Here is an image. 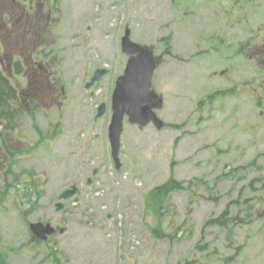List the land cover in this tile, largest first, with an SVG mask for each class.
Here are the masks:
<instances>
[{
  "label": "rangeland",
  "instance_id": "rangeland-1",
  "mask_svg": "<svg viewBox=\"0 0 264 264\" xmlns=\"http://www.w3.org/2000/svg\"><path fill=\"white\" fill-rule=\"evenodd\" d=\"M105 1L101 27L74 25L76 37L62 42L73 86L62 115L75 156L58 155L55 145L27 166L49 182L47 199L63 186L79 192L65 215L47 211L45 198L43 210L24 219L12 191L0 205V264H264V219L250 200L264 201V65L248 58L264 44V0ZM121 22L158 58L151 88L163 97L164 126L141 128L125 117L117 170L107 133L112 89L127 60ZM98 67L106 75L85 89ZM232 88L239 94L212 97ZM101 103L105 113L96 117ZM170 179L176 188L159 208L148 206L152 190ZM223 213V226L210 223ZM234 216L241 221L232 224ZM36 219L65 232L35 242L26 220Z\"/></svg>",
  "mask_w": 264,
  "mask_h": 264
},
{
  "label": "flooded vegetation",
  "instance_id": "flooded-vegetation-1",
  "mask_svg": "<svg viewBox=\"0 0 264 264\" xmlns=\"http://www.w3.org/2000/svg\"><path fill=\"white\" fill-rule=\"evenodd\" d=\"M103 1L0 0V83L5 86L0 90V205L9 203L11 192H16L24 219L43 210L42 201L47 197L43 191L49 184L33 168H27L29 160L34 159L37 151L50 152L55 145L58 155L66 153L65 157L70 159L75 156V142L69 137L70 130L64 125L66 117L62 115L73 95V86L66 80L62 42L65 36L67 41L68 35L76 37L74 25L85 26L87 31L93 32L102 26L100 19L107 10L106 1ZM121 24L120 39L124 33ZM248 58H255L257 63L264 65V44ZM99 68L93 70L87 82ZM227 91H231L229 97L240 92L235 88ZM97 172L98 169L93 168L92 175ZM68 179L69 176L64 182ZM86 184L91 185L92 179L86 178ZM73 186L76 185L63 186L58 188L59 192L48 196L47 211L53 207L60 215L69 212L71 208L67 206L71 199L62 201L60 210L56 209V204L60 202V195ZM252 197L257 198L250 200L259 203L257 219H264V201L261 196ZM34 222L51 224V220L36 219ZM26 224L29 230L30 222ZM53 227L55 233L65 232ZM30 235L31 240L43 243L31 232ZM53 263L56 262L53 260Z\"/></svg>",
  "mask_w": 264,
  "mask_h": 264
},
{
  "label": "water",
  "instance_id": "water-1",
  "mask_svg": "<svg viewBox=\"0 0 264 264\" xmlns=\"http://www.w3.org/2000/svg\"><path fill=\"white\" fill-rule=\"evenodd\" d=\"M122 52L129 55L123 75H121L115 83L111 98V120L108 129V140L110 144L111 157L115 163V167L119 168L118 153L120 148V135L123 128V118L126 115L130 123L139 126H145L150 122L158 129L162 126V122L157 118L154 110H158L162 106V100L155 92L150 90L151 79L156 67L152 53L149 49L133 43L129 39V30H125V34L121 40ZM104 70H97L87 87L93 82L100 79ZM105 111L104 104L98 108V115ZM77 188L61 194V198H69L77 193ZM57 209L61 207L58 204ZM32 234L41 240H45L51 235L54 229L49 225L42 223L30 224ZM60 231H63L62 229Z\"/></svg>",
  "mask_w": 264,
  "mask_h": 264
},
{
  "label": "trees",
  "instance_id": "trees-1",
  "mask_svg": "<svg viewBox=\"0 0 264 264\" xmlns=\"http://www.w3.org/2000/svg\"><path fill=\"white\" fill-rule=\"evenodd\" d=\"M1 82V81H0ZM4 84L0 83V90H4ZM174 188H176V185L172 183L171 179L162 184L161 186L156 187L152 190V192L148 195H152V200L148 202V206L153 208H159L162 205V200L166 196L167 191H171ZM150 197V198H151ZM225 213V212H224ZM224 213L218 217L214 221H210V223H216L218 225H224L226 223ZM224 216V217H223ZM236 220V219H235ZM233 224H236L235 222H232ZM157 237H160V234L157 235Z\"/></svg>",
  "mask_w": 264,
  "mask_h": 264
}]
</instances>
